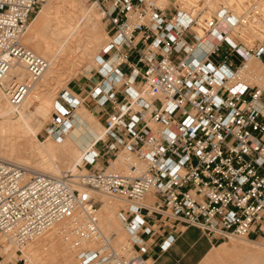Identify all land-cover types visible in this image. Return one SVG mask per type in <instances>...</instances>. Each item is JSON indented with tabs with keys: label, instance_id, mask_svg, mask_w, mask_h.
I'll return each instance as SVG.
<instances>
[{
	"label": "built area",
	"instance_id": "built-area-1",
	"mask_svg": "<svg viewBox=\"0 0 264 264\" xmlns=\"http://www.w3.org/2000/svg\"><path fill=\"white\" fill-rule=\"evenodd\" d=\"M92 1L109 29L102 56L112 59L90 93L112 110L104 136L76 171L57 176L0 159L1 248L21 251L62 222L75 264H137L148 253L150 218L216 241L263 235L264 86L249 63L264 61V0ZM47 2L0 0V89L14 105L48 65L22 44ZM23 65L19 81L11 72ZM67 94L46 130L54 140L66 137L85 101ZM91 192L125 203L118 216L130 255L101 228Z\"/></svg>",
	"mask_w": 264,
	"mask_h": 264
},
{
	"label": "bare ground",
	"instance_id": "bare-ground-1",
	"mask_svg": "<svg viewBox=\"0 0 264 264\" xmlns=\"http://www.w3.org/2000/svg\"><path fill=\"white\" fill-rule=\"evenodd\" d=\"M66 1L68 0H49L32 20L30 29L22 40V44L25 47L31 50L37 57L41 55L43 57L41 58L48 62L46 68L41 72L42 77L40 81L43 82L42 87L48 86V79L56 77L57 69L60 65L58 60L60 55H64L66 52L69 54L70 52V55L72 54L71 58L80 59L79 53L76 54L78 52L76 49L77 42L74 40L77 32L79 33L78 27L75 25H72L73 27H69V29L68 27H59L60 14L64 10H62V7ZM159 2L161 4H168L170 1L159 0ZM95 6L94 4L90 9L81 8L83 12L81 13L82 18L86 19L93 29L95 27V30L92 31V28L90 29L86 41L83 42L80 55L91 61L94 59L95 62L97 61L96 65L98 63L99 67L105 66L106 69L109 67L112 59L108 60L107 64L98 59L108 42L103 45L102 41L105 38L97 31V27L99 26L96 19L97 13L94 11ZM49 34L52 36V40L48 38ZM102 46L104 47L103 49ZM99 48L102 49L101 52H98ZM255 61L254 59L250 61L249 70L250 65L253 67ZM23 67V69L17 68L11 72L13 75L21 76L19 81L26 76L27 72L25 69L29 68L28 65H23ZM92 67L95 66L92 64L87 65V71L89 72ZM43 91L44 89L42 90L38 82L35 84L34 89L29 88L28 95L23 103L14 105L9 100V96L0 89V159L19 163L27 167L31 173H45L57 176L68 170L76 171L80 165L83 153L98 138L104 136V126L93 113L88 112L80 105L72 120L73 126L67 131L66 137L55 142L50 140V137L44 143H40L36 137L40 131L41 123L34 124L36 122L35 118L38 116L46 119L50 114L51 104V97L46 96ZM67 97L68 99H80L73 97L69 92ZM54 104L56 107V103ZM112 168L109 170H112ZM118 168L120 167H116L115 169ZM84 171L88 170L84 168ZM94 193L106 196L103 199L104 204L98 210L100 225L106 234L114 237L113 245L120 252L122 251L120 247L125 240V232L123 230L129 235V231L118 216L122 207L120 208L116 201L110 200V196L98 192H91L90 194L93 196ZM67 227V222L56 224L44 235L30 243V247L27 250L24 248L26 251L21 256L26 260H30L33 264H72L71 244L69 240L65 239V235L63 236L64 230ZM97 246L95 244L91 247ZM4 250L8 253L11 251V247H7ZM235 254H242L252 262H256L257 260L264 261V243L256 240L240 239L231 248L220 246L214 249L211 253V258L223 259L235 256Z\"/></svg>",
	"mask_w": 264,
	"mask_h": 264
},
{
	"label": "rangeland",
	"instance_id": "rangeland-1",
	"mask_svg": "<svg viewBox=\"0 0 264 264\" xmlns=\"http://www.w3.org/2000/svg\"><path fill=\"white\" fill-rule=\"evenodd\" d=\"M169 1H170L169 2L170 4L175 2V0H169ZM51 2H53V1H51ZM70 5H72L73 7ZM93 5H94V2L92 0H68V1H66L64 6L62 7V10L63 9L64 10L60 14L59 27H65V28L68 27V29H69V27H73L72 25H75L78 27L79 33L77 32L76 36L74 37V40L77 42V44H76L77 48L76 49L78 52H76V54L79 53L80 59L76 60V58H71L70 56L72 54L70 55V52H69V54L66 52V54L60 55V58L58 59L60 65L58 66L56 77L48 79V86L42 87L43 82L40 81V79L31 85L32 86L31 88L34 89L35 84L39 82V86H41L42 90L44 89L43 93H45L46 96L48 95V97L52 98V99L50 98L51 104H50L49 116L46 119H43V117L41 118L38 116H36V118H35L36 122H34V124H37V123L40 124L41 123L40 124L41 127L39 126L40 131L37 133V137H36L40 143H44V141H46L48 138H50L48 136L46 130L48 128V125L51 123L52 114L55 112V109H54L55 104L54 103H56V102L64 103V100L62 98L63 94L66 92L72 93L75 90V88L77 87V80H79L81 77L86 76V75L88 77V76L94 75V74H96V75L106 74L108 72V70L111 69L110 66L106 68L107 70L105 69V66L98 67L97 66L98 63L96 65L97 61L95 62L94 59H92V61H91L86 57H83V56L81 57V55H80L81 48L83 47V42L86 41L87 36L90 32V29L92 28V31L95 30V27L93 29V27H91L92 25H89L90 23L86 19L82 18L81 13H83V12H82L81 8L90 9V8H92ZM43 8H44V6L40 10H42ZM94 8H95L94 11H96V13H97L96 14L97 16L95 15L97 18L96 17L95 18L97 19V23L99 26V27H97L98 28L97 31L99 33H101L103 38H105L103 40L105 43L102 41V44L105 45L106 42H108V40H109V34H108L109 29H107L106 24L101 17L99 8L97 6H95ZM35 16L33 17V19L35 18ZM30 25H31V23H30ZM30 25H29V27H30ZM88 25H89V27H88ZM48 38L52 40V36L50 34L48 35ZM103 48L104 47L102 46V49ZM102 49L98 50V52L99 51L101 52ZM40 57H42V56L40 55ZM45 59L47 60V58H45ZM98 59L102 60V62L104 64H107V61L109 60V58L103 57L102 53L100 54ZM256 62H258V61L256 60L253 63V67H251V65H250V71L252 72V74L255 75V78L257 80L256 82H254V84L259 85V86L260 85L264 86V65L259 63L260 65L257 66ZM89 64H92L95 67H92L91 70L88 72L86 69V66ZM254 69H256V70L254 71ZM104 71H106V72L103 73ZM258 78H260L261 80ZM46 96H44V97H46ZM36 138H35V140H36ZM50 140H52L54 142L56 141L52 138H50ZM84 168H86V170H88L87 167H84ZM80 170L84 171V169H80ZM84 172H86V171H84ZM104 197L106 198L105 195L94 193L93 198L97 202L98 209H100L102 204H104L103 203ZM110 200L116 201L118 203V206H120V208L122 207L121 209H123L125 207V203H123L121 200H118V199H115L112 197H110ZM123 232H125L124 233V239L125 240L123 242V245L120 247V250H122L120 252L125 253L127 255L128 254L130 255L132 253V251L130 250V248L129 249L126 248L127 242L129 241V235L127 234V232L125 230H123ZM63 236H64V234H63ZM125 236H126V238H125ZM64 237H65V239L67 238L66 236H64ZM248 239L253 240V241L256 240V241H260V242L264 243V234L257 236V237L247 238V240ZM0 241H1L0 242V244H1L3 242L1 237H0ZM238 241H240V239H232L229 241L221 240L220 243H223L222 246H226V248H231L232 245ZM28 247H30V245H28L25 249L27 250ZM23 250L24 249H22L21 251H17V250H14L11 248V251L6 253L7 251H5L0 246V262H1V264H23V262L26 260L23 256H21V255H24V252L26 251V250H24V251ZM70 252H71V256H72V264H74L75 263V259H74L75 257L73 258V256H75V250L72 248V246H71ZM18 257H19V259L17 260ZM215 258L214 257L211 258V255L210 256L208 255L206 258H204L202 260V262L200 264H264V261H262V260H257L256 262H252V261L246 259V257H244V255H242V254H235V256H229L228 258H223V259H221V258L215 259ZM27 262H28V264H33L32 262H30V260H27Z\"/></svg>",
	"mask_w": 264,
	"mask_h": 264
},
{
	"label": "crops",
	"instance_id": "crops-1",
	"mask_svg": "<svg viewBox=\"0 0 264 264\" xmlns=\"http://www.w3.org/2000/svg\"><path fill=\"white\" fill-rule=\"evenodd\" d=\"M257 61V66L260 64L264 65L263 60ZM125 72H129L127 68L125 69ZM104 75L106 74H94L88 77L87 75L83 76L77 80V87L75 90L72 93L69 92V94H71L73 97L85 99L81 107L83 106L87 111L93 113L94 116L96 115L95 117H97L98 121L103 126L107 114L112 111L111 107L107 106L105 108H101L97 106L90 98V93ZM148 225L151 227L153 225L154 231L152 236H145V238H150L151 240L148 244V253L141 255V261H139V264H200L204 258H206L208 255H211L214 249L222 246L223 244L220 243L221 241L208 238L198 228H187L182 225H177L169 219L163 218L158 220V218H150L148 219ZM169 236H174L175 241L169 250L162 251L160 245Z\"/></svg>",
	"mask_w": 264,
	"mask_h": 264
}]
</instances>
